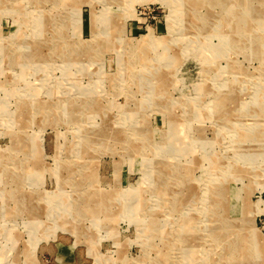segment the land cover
<instances>
[{
	"label": "rangeland",
	"instance_id": "1",
	"mask_svg": "<svg viewBox=\"0 0 264 264\" xmlns=\"http://www.w3.org/2000/svg\"><path fill=\"white\" fill-rule=\"evenodd\" d=\"M0 264H264V0H0Z\"/></svg>",
	"mask_w": 264,
	"mask_h": 264
},
{
	"label": "bare ground",
	"instance_id": "2",
	"mask_svg": "<svg viewBox=\"0 0 264 264\" xmlns=\"http://www.w3.org/2000/svg\"><path fill=\"white\" fill-rule=\"evenodd\" d=\"M184 6V5H183ZM181 8V7H180ZM7 11H9V10H7ZM107 11V10H106ZM189 12V11H188ZM185 13V12H184ZM226 13V12H225ZM102 15V14H101ZM97 16V15H96ZM184 16V15H183ZM75 18V17H74ZM109 18V17H108ZM108 18H107V21H108ZM46 20V19H45ZM97 20V19H96ZM114 20V19H113ZM170 22H169V26H171L172 25V23H174V20L173 19H171L170 18ZM218 21V20H217ZM111 22H112V20H111ZM53 23V22H52ZM187 23V22H186ZM175 25V24H174ZM73 28V27H72ZM78 28V27H77ZM96 28V27H95ZM175 28H177V27H175ZM184 30V29H183ZM170 31H171V29H170ZM252 31V30H251ZM247 34V33H246ZM149 35V34H148ZM146 37V36H145ZM38 38V37H37ZM142 39V38H141ZM148 40V39H147ZM180 40V39H179ZM15 41V40H14ZM13 41V42H14ZM100 41V40H99ZM161 41V40H160ZM165 41V40H164ZM175 41V40H174ZM138 42V41H137ZM149 42V41H148ZM146 43V42H145ZM162 43V42H161ZM167 43V42H166ZM166 43H165V45H166ZM107 44V43H106ZM84 45V44H83ZM100 45V44H99ZM104 45V44H103ZM159 45V44H158ZM161 45V44H160ZM198 45V44H197ZM135 46H137V44L135 45ZM162 46V45H161ZM134 47V46H133ZM166 47H167V45H166ZM180 47V46H179ZM195 47H197V46H195ZM156 48V47H155ZM151 49V48H150ZM153 49H154V47H153ZM158 49V48H157ZM121 51V50H120ZM140 51V50H139ZM167 51V50H166ZM220 51V50H219ZM101 52V51H100ZM125 53V52H124ZM143 53V52H142ZM145 53V52H144ZM191 53H192V51H191ZM220 53V52H219ZM93 54V53H92ZM126 54V53H125ZM134 54V53H133ZM150 55V54H149ZM153 55V54H152ZM151 55V56H152ZM168 55V54H167ZM154 56V55H153ZM166 56V55H165ZM191 56V55H190ZM131 58V57H130ZM129 58V59H130ZM143 58V57H142ZM166 58V57H165ZM137 59V58H136ZM139 59V58H138ZM132 60V59H131ZM130 60V61H131ZM133 60H134V58H133ZM158 60V59H157ZM161 60V59H160ZM130 61H129V63H130ZM162 61V60H161ZM119 62V61H118ZM136 63V62H135ZM143 63V62H142ZM127 64V63H126ZM149 64V63H148ZM135 65H137V64H135ZM139 65V64H138ZM143 65V64H142ZM150 65V64H149ZM148 66V65H147ZM168 66V65H167ZM131 67V66H130ZM134 67V66H133ZM155 67V66H154ZM202 67V66H201ZM204 68V67H203ZM122 69V68H121ZM154 70V69H153ZM215 70H216V68H215ZM122 71H123V69H122ZM234 71V70H233ZM123 73V72H122ZM129 74V73H128ZM123 75V74H122ZM148 75V74H147ZM175 75V74H174ZM215 75V74H214ZM126 76V75H125ZM132 77H133V75H132ZM207 82V81H206ZM161 83V82H160ZM182 83V82H181ZM186 85V84H185ZM188 85V84H187ZM232 85V84H231ZM165 86V85H164ZM166 87V86H165ZM166 88H164V90H165ZM182 89V88H181ZM201 90V89H200ZM199 90V91H200ZM160 91V90H159ZM163 91V90H162ZM181 91V90H180ZM198 92V91H197ZM149 93V92H148ZM162 93V92H161ZM160 93V94H161ZM228 94V93H227ZM188 95V94H187ZM146 97H148V96H146ZM150 97V96H149ZM164 98V97H163ZM146 99H148V98H146ZM226 99V98H225ZM230 99V98H229ZM150 100H151V98H150ZM206 101V100H205ZM223 101V100H222ZM233 101V100H232ZM257 101V100H256ZM220 102V101H219ZM218 102V103H219ZM231 102V101H230ZM216 103V102H215ZM147 105V104H146ZM204 105V104H203ZM130 107V106H129ZM150 107H151V104H150ZM34 108V107H33ZM208 108V107H207ZM235 108V107H234ZM237 108V107H236ZM256 108H258V107H256ZM189 109V108H188ZM191 109V108H190ZM196 109V108H195ZM210 109V108H209ZM67 110V109H66ZM236 110V109H235ZM238 110V109H237ZM245 110V109H244ZM136 111V110H135ZM198 111V110H197ZM214 111V110H213ZM211 114H213V113H211ZM249 115H251V114H249ZM224 121V120H223ZM188 123H189V121H188ZM237 124V123H236ZM233 125V124H232ZM257 127V126H256ZM106 129V128H105ZM245 129V128H244ZM226 135V134H225ZM218 136V135H217ZM106 138H108V137H106ZM247 138V137H246ZM199 143H201V142H199ZM257 143V142H256ZM255 143V144H256ZM23 144H25V143H23ZM233 144V143H232ZM255 146V145H254ZM262 146H263V144H262ZM26 147V146H25ZM244 150V149H243ZM161 151V150H160ZM154 152V151H153ZM255 154V153H254ZM220 157V156H219ZM252 157V156H251ZM256 157V156H255ZM248 159H250V158H248ZM246 162V161H245ZM218 168V167H217ZM226 169V168H225ZM215 171V170H214ZM232 172V171H231ZM226 174V173H225ZM208 189V188H207ZM208 191V190H207ZM206 192V191H205ZM204 192V193H205ZM203 193V194H204ZM236 193V192H235ZM230 195V194H229ZM216 196V195H215ZM235 196H236V194H235ZM217 197V196H216ZM237 198V197H236ZM140 199V198H139ZM203 200V199H202ZM223 201V200H222ZM206 207V206H205ZM226 207V206H225ZM208 208V207H207ZM226 209V208H225ZM247 212V211H246ZM234 218V217H233ZM244 218V217H243ZM219 219V218H218ZM241 219V218H240ZM248 219V218H247ZM220 223V222H219ZM234 225V224H233ZM212 226V225H211ZM237 226V225H236ZM225 227V226H224ZM240 227V226H239ZM233 228V227H232ZM220 229H221V227H220ZM219 229V230H220ZM218 230V231H219ZM230 231V230H229ZM229 231H227V233L229 232ZM232 231V230H231ZM230 231V232H231ZM248 232V231H247ZM225 234H226V232H225ZM230 234V233H229ZM194 235V234H193ZM192 235V236H193ZM224 234L222 233V234H220L219 232H216V235H214L215 236V238L217 239V243H218V247H222L221 245H222V236H223ZM226 236H227V234H226ZM192 238V237H191ZM214 238V239H215ZM213 239V240H214ZM241 239V238H240ZM228 240V239H227ZM230 240V239H229ZM259 240V239H258ZM191 241H192V239H191ZM224 242V241H223ZM233 242V241H232ZM189 243V242H188ZM197 244V243H196ZM195 244V245H196ZM245 244V243H244ZM249 244V243H248ZM226 245H228L227 243H226ZM239 245H240V243H239ZM229 246H230V244H229ZM244 247V246H243ZM196 250V249H195ZM218 250V249H217ZM222 251V250H221ZM243 255V254H242ZM165 256V255H164ZM249 256V255H248ZM246 257V256H245ZM233 258V257H232ZM243 258V257H242ZM167 261V260H166Z\"/></svg>",
	"mask_w": 264,
	"mask_h": 264
}]
</instances>
